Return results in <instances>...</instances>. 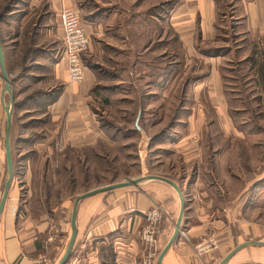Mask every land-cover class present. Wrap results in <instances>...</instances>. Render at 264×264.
Listing matches in <instances>:
<instances>
[{
    "label": "crops",
    "instance_id": "0c3cea01",
    "mask_svg": "<svg viewBox=\"0 0 264 264\" xmlns=\"http://www.w3.org/2000/svg\"><path fill=\"white\" fill-rule=\"evenodd\" d=\"M132 1L23 0L24 6L17 10L18 18L0 27L14 95L11 147L15 172L0 228L10 236L9 230L15 228L24 211L27 215L22 218L24 229L30 235L25 247L36 256L51 258L46 264H58L66 250L75 198L104 186L75 189L84 175L89 178L91 147L101 150L108 143L107 133L91 108L95 99L92 92L102 82L98 72L88 66L90 54L85 57V79L80 83L69 81L67 64L59 57L63 36L59 13L64 5L79 10L82 25L92 40H108L106 46L115 49L122 47V43L127 45L128 40L131 49L139 47L140 40L152 42L155 16L159 18L163 37L159 55L166 56L161 68L167 71L179 65L193 70L191 79L186 78L184 83L188 87L186 100L192 96L195 103L214 105L222 119L229 118L225 116L227 109L221 105L228 102L225 88L239 81L238 75L227 71L245 72L246 85L264 88V0H162L157 5L146 0L150 15L146 14L143 23L137 18V0ZM155 9L157 15L153 13ZM95 45H91L89 52L103 54L102 63L107 64L112 57L108 48L102 50ZM176 55L177 64L172 62ZM139 63L136 62L137 70ZM151 65L147 63L146 67ZM117 75L110 87L121 82ZM166 80H160L156 86L166 87ZM5 86L0 66V199L7 179L5 107L10 103V95ZM156 92L148 89V95ZM198 107L187 112L183 130H174L179 137L173 143L157 144V133L146 132L141 126L137 129L142 135L146 132L148 154L155 150L162 154L176 151L181 157L179 163L164 158L155 161L161 156L157 154L150 164L157 169L138 176L170 178L180 185L184 195L181 230L185 235L179 234L162 264H218L238 244L264 240V223L251 218L256 210L248 205L249 183L256 177L264 178V168L257 175L244 174L248 165L223 159L218 148L214 149L215 155L208 153L205 157L200 150L201 136L217 133L211 125L213 112ZM165 134L163 131L159 135ZM160 166H166L170 173L161 171ZM235 167L240 175H236ZM229 183H238L240 190L228 191L225 186ZM181 206L178 192L156 179L82 199L77 213L76 242L66 264H159L158 257L174 231ZM154 209L162 217L154 234L157 243L150 246L143 232L149 226L147 213ZM58 210L65 216L55 221L49 214H57ZM260 213L264 214L263 208ZM11 244L5 235L0 257L13 255ZM200 246L207 247L199 253ZM49 253L52 256H47ZM252 263L264 264V245L242 248L227 264Z\"/></svg>",
    "mask_w": 264,
    "mask_h": 264
},
{
    "label": "rangeland",
    "instance_id": "374dc122",
    "mask_svg": "<svg viewBox=\"0 0 264 264\" xmlns=\"http://www.w3.org/2000/svg\"><path fill=\"white\" fill-rule=\"evenodd\" d=\"M153 1L157 5L162 0ZM132 2L135 3V0ZM144 2L146 0H137L135 3L139 5L137 18L142 23L146 20L144 19L146 14L150 15V7H147V3L144 4ZM125 4L128 7L131 6L130 3ZM7 6H10L12 11L9 13L5 11V14L2 15L1 13L6 10ZM23 6V0H0V15H2L0 27L10 25L14 19H17L19 16L18 7L22 9ZM155 8L157 9V6ZM135 9L133 8V10ZM156 9L153 10L155 15L158 13ZM155 19V38L151 40L152 42L140 40L139 47L131 49L128 40L127 45L122 43V47L115 49L114 47L106 46V41L108 42V40L91 39L92 46L93 43L96 44L95 46L98 45V47L100 45L102 50L107 47V52L112 57L106 62L107 64L102 63L103 54H98L94 49L93 53L87 51L83 56L85 64V57L90 54L91 60L89 61L90 63L88 62V66L98 72L96 74L103 85L96 86V90H94V93L92 92L95 99L92 100L91 108L96 113L100 126L107 133L108 143L106 148L101 150L91 147L88 160L90 167L88 169L85 166L86 170L88 169L89 178L87 174L86 176L84 175L83 180L76 184V190L106 185L113 181H125L128 178H136L146 172L152 173L157 168L150 165L151 159L157 154L161 156L156 157L155 161L164 158L174 163H179L181 157L176 154V151L174 153L166 151L162 154V152L155 150L148 154L146 132L158 134V137L157 135L155 136L157 144H169L172 140H176L179 137V134L174 130L176 129L179 132L180 129L183 130L188 113L198 110V106H203L201 110H206L210 114L213 112L212 118L214 119H211V125L214 127V132L217 133L216 136H201L200 150L203 151L205 157L208 153H210V156L215 155L214 149L218 148V155L221 154L224 157L223 159L227 158L235 164L239 161L247 164L244 174L257 175L264 168V88L246 85L245 72L227 71L226 73L239 76L237 85L225 88L228 102L221 104L227 109L228 114L226 113L225 116L230 119H222L220 113H216L217 108H213L215 107L214 105L195 103L192 101V96L186 100L188 87L184 83L186 78L191 79L194 74L193 70H185L184 66L180 67L177 65V67L171 66L167 71L166 69L162 70L163 73L158 70V73H155L158 75H150L154 64L162 66L166 60V56L159 55L163 50V37L160 32L162 27L159 28L158 26L160 19H157L156 16ZM146 48L147 52L141 54L143 49L145 50ZM150 49L153 51L152 53ZM167 57L172 59L173 56ZM175 57L172 62L175 61V64H177L179 56L176 55ZM158 58H162L164 62L160 63ZM136 62H140L138 70L135 68ZM147 63L152 64V66L146 67ZM107 65L109 68L106 67ZM115 75L121 79V82L117 86L110 87ZM136 75L139 77L136 78ZM164 78H167L166 81L168 82L166 87L160 88V86H156V83L152 84L154 80L160 81ZM146 84L150 86L148 87ZM105 85H108V87ZM148 89L157 92L155 95H153L154 93H149L148 95ZM161 89L164 90L162 91ZM159 90L161 91L158 93ZM105 95L108 97H105ZM104 98H106V101ZM218 110L221 109L218 108ZM139 112H141L139 125L144 127L146 131L143 135L136 128V118ZM163 131L166 134L163 136L159 135ZM184 132L188 133L190 130H185ZM207 145L210 146L209 149ZM230 147L233 148V151H224ZM76 170L77 175H79L77 167ZM160 170L170 173L166 166H160ZM235 172L237 173H235L236 175L241 174L236 167ZM84 179L85 182H83ZM237 184L229 183L225 187L226 189L228 188V191H239L241 185L238 186ZM248 190L250 191L248 200L250 204L248 205L256 210L255 215L251 218H256L254 220L264 223V214L260 213L262 208L264 210V178L259 179V177H256V179H252ZM53 202H56V200L53 199ZM58 203H60V200ZM26 216L24 211L21 212L15 228L9 230L10 236L0 228V247L2 248L3 239L6 235L8 244L10 240L12 241L11 250L13 255L16 254L14 257H12L13 255L11 257H0V264H46L52 260L49 257H40L41 254L36 256L35 252L25 247L30 240L28 231L24 229L23 219ZM49 216L55 221H59L65 215L58 210L57 214L52 213ZM60 233L64 235V233ZM57 243L60 242L57 241ZM14 244L17 246L15 247ZM56 252V250L53 251L54 256ZM1 253L3 254V250L0 251ZM47 256H52V253Z\"/></svg>",
    "mask_w": 264,
    "mask_h": 264
},
{
    "label": "water",
    "instance_id": "95a60500",
    "mask_svg": "<svg viewBox=\"0 0 264 264\" xmlns=\"http://www.w3.org/2000/svg\"><path fill=\"white\" fill-rule=\"evenodd\" d=\"M0 66L2 69V75L3 78L6 82V92L10 95V103L6 105L5 110H6V126H5V144H6V158H7V179L5 181L4 185V190L0 199V219L2 217V214L4 212L6 202L8 200L9 196V190L12 185L13 179H14V161H13V155H12V147H11V130H12V124H13V107H14V95L12 91V81L11 78L8 74L7 68H6V61H5V52H4V46L2 39L0 37ZM141 117V112H139L137 118H136V128L141 129L139 125ZM151 179H156V180H161L166 182L167 184L171 185L179 194L180 199H181V212L179 214V217L177 219V222L174 227V231L167 242L166 246L163 248L161 251L159 257H158V262L159 264H162V260L168 249L174 244L175 240L178 238L179 234H181L182 230V221L184 217V211H185V200H184V195L181 190L180 185L171 180L170 178L161 176V175H147V176H142L138 178H133V179H127L125 181H120V182H113L111 184H107L98 188H95L93 190H89L87 192H84L82 194H79L75 200H74V205H73V210H72V215H71V226H72V232L71 236L69 238L68 244L66 246V250L58 262V264H66L68 262V259L72 253L74 244L76 242V237L78 233V228H77V213H78V207L82 199L97 194L101 192H106V191H111L113 189L119 188V187H125V186H130V185H138L143 181L146 180H151ZM248 245H264V240H256V241H245L243 243L238 244L234 249H232L218 264H227L230 259L242 248L248 246Z\"/></svg>",
    "mask_w": 264,
    "mask_h": 264
},
{
    "label": "built area",
    "instance_id": "2783aa9c",
    "mask_svg": "<svg viewBox=\"0 0 264 264\" xmlns=\"http://www.w3.org/2000/svg\"><path fill=\"white\" fill-rule=\"evenodd\" d=\"M60 23L63 31L60 59L65 60L70 82L80 83L85 79L84 54L90 50L91 38L81 22L79 10L63 6L59 13ZM162 214L154 209L147 213L149 226L143 232V238L150 246H155L157 240L154 238L156 224L160 221ZM181 234L185 235L182 231ZM207 246H200L198 251H204ZM155 255V253H151Z\"/></svg>",
    "mask_w": 264,
    "mask_h": 264
},
{
    "label": "trees",
    "instance_id": "16d2710c",
    "mask_svg": "<svg viewBox=\"0 0 264 264\" xmlns=\"http://www.w3.org/2000/svg\"><path fill=\"white\" fill-rule=\"evenodd\" d=\"M5 9H6V10H4V11L1 13L2 15L5 14V13H4L5 11H6L7 13H9V12L12 11L11 8H10V6H7ZM2 15H0V21H2V20H1ZM158 61H159L160 63L164 62L162 58H158ZM164 63H165V62H164ZM151 66H152V65H151ZM149 67H150V66H149ZM152 69H153V70H152V72L150 73V75H152V74H153L154 76H155V75H158V74H155V73H158V70L160 71V73H163V72H162L163 69L161 68L160 65H156V64H154V66L152 67ZM165 69H166V68H165ZM160 73H159V74H160ZM153 83H154V84H155V83H156V84H159V81L154 80ZM97 87H99V86H97ZM4 185H5V184H4ZM3 190H4V187H3Z\"/></svg>",
    "mask_w": 264,
    "mask_h": 264
}]
</instances>
